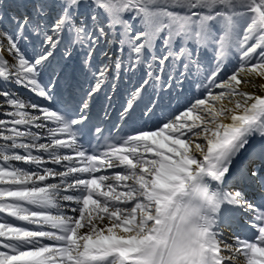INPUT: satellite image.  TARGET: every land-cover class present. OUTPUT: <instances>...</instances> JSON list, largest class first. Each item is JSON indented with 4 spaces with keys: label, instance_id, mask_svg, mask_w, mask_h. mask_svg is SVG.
<instances>
[{
    "label": "snow or ice",
    "instance_id": "1",
    "mask_svg": "<svg viewBox=\"0 0 264 264\" xmlns=\"http://www.w3.org/2000/svg\"><path fill=\"white\" fill-rule=\"evenodd\" d=\"M79 53L92 83L73 106ZM141 71L120 119L151 88L144 123L88 139L91 99ZM189 76L202 96L157 117ZM256 186L264 0H0V264H264ZM234 210L252 240L225 236Z\"/></svg>",
    "mask_w": 264,
    "mask_h": 264
},
{
    "label": "bare ground",
    "instance_id": "2",
    "mask_svg": "<svg viewBox=\"0 0 264 264\" xmlns=\"http://www.w3.org/2000/svg\"><path fill=\"white\" fill-rule=\"evenodd\" d=\"M58 55L60 56V54H59V52H58ZM77 58H82V53H79L78 54V57ZM73 62H75V61H73ZM99 60L98 59H95L94 58V60H93V65L94 66H98L99 65ZM77 63V62H76ZM77 64H79V62L77 63ZM80 65V64H79ZM143 75V71H141V72H138L136 75H134V76H129V75H125V77H127L126 78V81H127V85H128V87H129V91L127 92V94H124L123 93V97L124 98H126V101H127V99L129 98V93H130V91H132L133 90V86H135V85H137L138 84V82H139V80L138 79H140V77ZM118 80V79H117ZM117 80L115 81V83L117 82ZM91 82H92V79L90 80ZM89 82V81H88ZM196 82H198V81H194V79H193V77L192 76H189L188 77V79H186L185 81H184V84L181 86V89L178 91L176 88H173L172 89V94L171 95H169L167 92H165V93H163V96H164V98H167L168 100L166 101V103H165V105H164V110H166L167 112H174V111H177V110H182L184 107H185V105L189 102V101H191L194 97H196V96H202V92H199L197 89H196V87H195V84H196ZM150 92H152L153 90L151 89V88H149L148 89ZM16 91H17V89H16ZM116 90L115 89H113V88H111V92H109V94H108V96H111V98H112V96H113V94H114V92H115ZM19 94L24 98V99H26V100H31V101H33V102H35V100H32V99H28L27 98V96H25L24 94H22V93H20L19 92ZM153 95H154V98H157L156 97V95L154 94V92H153ZM107 96V97H108ZM119 97V96H118ZM105 101H107L108 102V99H106ZM145 101V104H146V100H144ZM126 103V102H125ZM149 105V104H148ZM167 108L169 109V110H167ZM157 115H160V112H158L157 113ZM198 142H201V143H203V141H198ZM48 166H52V165H48ZM114 170L113 169H109V170H107L105 173H103V174H109V173H111V172H113ZM99 174H101V173H99ZM260 194V196L262 195L263 197H264V190H261V192L259 193ZM246 196H247V198L249 199V200H258V199H256L255 197H253V196H251L250 195V192H247L246 193ZM262 197V198H263ZM234 212H235V214L232 216V218L231 219H233L234 217H235V222H233L232 223V225H234V229H236L237 228V226H235V224L236 223H238V222H240V221H242L243 220V218H244V213H239L238 212V210H234ZM242 219V220H241ZM245 221V220H244ZM231 222H232V220H231ZM223 227H225L226 228V230L227 231H229V232H232V229H229L228 228V226H226V225H222ZM239 228V227H238ZM227 231H224V232H227ZM235 231V230H234ZM253 239V238H252ZM251 239V240H252ZM230 240V242H231V239H229ZM241 264H243V259L241 258Z\"/></svg>",
    "mask_w": 264,
    "mask_h": 264
},
{
    "label": "rangeland",
    "instance_id": "3",
    "mask_svg": "<svg viewBox=\"0 0 264 264\" xmlns=\"http://www.w3.org/2000/svg\"><path fill=\"white\" fill-rule=\"evenodd\" d=\"M224 234H225V236L228 238V239H231L232 238V236H233V234L232 233H225L224 232ZM229 242H230V240H229Z\"/></svg>",
    "mask_w": 264,
    "mask_h": 264
}]
</instances>
